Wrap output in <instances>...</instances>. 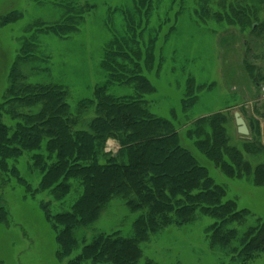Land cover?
<instances>
[{"label": "trees", "instance_id": "16d2710c", "mask_svg": "<svg viewBox=\"0 0 264 264\" xmlns=\"http://www.w3.org/2000/svg\"><path fill=\"white\" fill-rule=\"evenodd\" d=\"M209 1L199 0L196 12L203 21L211 14ZM242 1L250 6L258 0L237 2ZM153 3L154 0H135V15L139 16L136 21L149 20ZM260 3L264 4V0ZM249 6L228 5L225 11L230 14L215 16L230 25H237L239 17V26L244 27L246 12L248 16L249 12L257 13ZM91 8L62 6L60 21L40 26L36 34L67 39L80 30ZM17 18L14 12L0 17V26ZM131 19L126 15L129 27L120 33L113 31L101 63L107 80L95 89L92 100L79 104L77 115L70 111L64 87L22 83L20 65L38 60L39 43L37 36L21 43L20 55L9 74L10 85L0 105L1 188L16 180L28 192L31 190L30 195L50 193L58 202L64 201L76 185L82 188L70 212L52 215L48 206L43 205L56 233L61 257L71 255L77 248L75 231L91 227L111 201L122 199L131 213L139 215L133 224L132 237H123L120 232L100 234L69 264H139L142 247L151 237L169 227L186 226L200 217L215 221L207 231L212 247L225 251L239 264H251L264 255V220L243 235L231 229L233 225H245L249 212L239 209L234 201H226L225 189L214 182L200 159L228 175H235L239 168V174L252 175L258 186H264V165L252 168L241 151L228 145L223 115L200 119L187 131V136L194 139L197 154L183 142L170 120L150 111L146 97L154 90L145 71L154 63L152 43L150 47L145 44L141 21L137 25ZM251 26L253 31L257 23ZM114 86L132 87L135 95H111L109 89ZM196 89L194 81L189 83L186 103L193 100ZM38 106L40 111L34 115L22 111ZM92 109L95 118L88 130H76L80 114ZM5 118L10 119V125ZM109 141L117 142V152H107ZM247 150L261 152L264 146L249 145ZM27 153H37L33 156V167L42 175L34 192L18 168ZM7 222L9 211L0 195V224Z\"/></svg>", "mask_w": 264, "mask_h": 264}, {"label": "rangeland", "instance_id": "374dc122", "mask_svg": "<svg viewBox=\"0 0 264 264\" xmlns=\"http://www.w3.org/2000/svg\"><path fill=\"white\" fill-rule=\"evenodd\" d=\"M237 1L210 0L211 14L203 21L196 12L199 0H154L149 20L139 19L143 40L149 47L152 43L154 57V63L145 71L154 92L146 100L150 111L170 120L183 142L197 154L194 139L187 136V131L200 119L223 115L228 145L241 151L244 160L255 168L264 165V150L251 153L247 147L264 146V4L258 0L249 6L248 2ZM69 4L92 7L77 33L67 39L36 34L40 26L59 22L62 6ZM233 4L238 8L254 7L257 13L249 12L248 16L246 12L244 27L239 26V17L237 25L217 20L215 14H230L225 9ZM13 12L19 18L0 26V105L10 85L9 74L20 55L21 43L37 36L38 60L21 63L22 83L64 87L73 115H77L82 101L92 100L95 89L105 84L106 74L101 69L105 48L113 34L129 27L126 15L140 24L136 21L139 16L135 15V0H0V17ZM254 23L258 27L256 32L252 31ZM192 81L197 86L196 94L186 103ZM109 94L130 97L135 91L132 87L114 86ZM22 111L34 115L40 106ZM236 113L246 122L249 136L238 134ZM80 116L76 130H88L95 118L94 109ZM5 123L10 125V119L5 118ZM118 149L117 142H108L107 152ZM34 154L37 153L25 154L18 164L22 178L33 192L42 178L33 167ZM200 162L214 182L225 189L226 201H234L239 209L249 212L245 225H233L231 229L243 235L264 220V186L256 185L252 175L239 174V168L235 175H228L205 159ZM82 191L76 185L64 201L58 202L50 193L30 195L31 190L28 192L16 180L5 189L0 183L3 205L9 211V222L0 224V264H69L100 234L120 232L123 237L133 236V224L139 215L131 213L124 200L115 199L91 227L75 231L78 246L73 253L59 256L56 233L43 205L48 206L52 215L70 212ZM214 223L209 217H200L186 226L163 230L143 245L139 264H239L225 251L211 246L207 231ZM251 264H264V255Z\"/></svg>", "mask_w": 264, "mask_h": 264}, {"label": "water", "instance_id": "95a60500", "mask_svg": "<svg viewBox=\"0 0 264 264\" xmlns=\"http://www.w3.org/2000/svg\"><path fill=\"white\" fill-rule=\"evenodd\" d=\"M235 123L237 126V132L239 135L247 137L249 136V129L247 127L246 122L244 121V119L241 117V115L239 113H236L235 116Z\"/></svg>", "mask_w": 264, "mask_h": 264}]
</instances>
